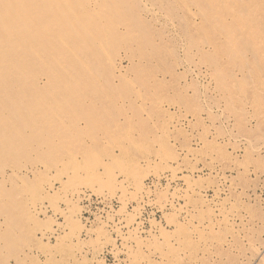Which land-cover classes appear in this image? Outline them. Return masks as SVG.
<instances>
[{"label": "rangeland", "instance_id": "1", "mask_svg": "<svg viewBox=\"0 0 264 264\" xmlns=\"http://www.w3.org/2000/svg\"><path fill=\"white\" fill-rule=\"evenodd\" d=\"M249 236L264 0H0V264H253Z\"/></svg>", "mask_w": 264, "mask_h": 264}, {"label": "bare ground", "instance_id": "2", "mask_svg": "<svg viewBox=\"0 0 264 264\" xmlns=\"http://www.w3.org/2000/svg\"><path fill=\"white\" fill-rule=\"evenodd\" d=\"M179 2H180V0H179ZM185 3H186V1H184ZM186 5H189L188 3L186 4ZM185 5V6H186ZM182 6H183V4H182ZM185 6H183V7H185ZM190 7V6H189ZM189 7H187V10H188V8ZM191 8V7H190ZM193 8V7H192ZM224 8V7H223ZM197 9V8H196ZM194 10V9H193ZM195 11V10H194ZM180 12V11H179ZM185 12H186V10H185ZM189 13H190V10L188 11ZM187 12V13H188ZM192 12V11H191ZM191 14V13H190ZM193 15H194V13H193ZM193 15H192V18L194 19V17H193ZM163 16V15H162ZM186 16H188V15H186ZM191 16V15H190ZM188 18V17H187ZM191 19V18H190ZM190 19H187V21H189ZM195 20V19H194ZM193 20V21H194ZM170 21V20H169ZM191 23H192V19H191V21H190ZM189 22V23H190ZM201 22V21H200ZM203 23V22H202ZM201 23V24H202ZM193 24V23H192ZM192 24H191V26H192ZM202 26V25H201ZM41 30V29H40ZM119 30V29H118ZM203 30H204V28H203ZM205 30H207L206 28H205ZM194 31V30H193ZM199 31V30H198ZM213 31V30H212ZM196 32V31H195ZM209 32V31H208ZM215 33V32H214ZM198 34H199V32H198ZM207 36H208V34H209V36H210V33H208L207 34V32L205 33ZM197 37H198V35H197ZM213 38V37H212ZM199 39V38H198ZM210 39H211V36H210ZM99 42V41H98ZM210 43H211V41H210ZM213 44V43H212ZM214 45V44H213ZM215 49V48H214ZM215 52H216V50H215ZM174 178V177H173ZM173 178H172V180H173ZM236 189V188H235ZM192 191V190H191ZM219 191V190H218ZM191 194V193H190ZM215 195H217V194H215ZM165 204V203H164ZM163 204V205H164ZM216 204V203H215ZM41 205V204H40ZM170 205V204H169ZM172 206V205H171ZM32 207H35V206H32ZM163 207V206H162ZM221 207V206H220ZM38 208V207H37ZM33 209V208H32ZM222 209V208H221ZM34 210V209H33ZM40 211V210H39ZM42 212V211H41ZM218 213V212H217ZM34 214V213H33ZM30 215H31V213H30ZM221 215V214H220ZM227 215V214H226ZM184 217H185V215H184ZM247 217V216H246ZM228 218V217H227ZM261 218V217H260ZM253 219V218H252ZM255 219V218H254ZM257 219H259L258 217H257ZM235 220V219H234ZM250 220V219H249ZM210 221V220H209ZM218 221V220H217ZM220 221V220H219ZM187 222V221H186ZM216 222V221H215ZM250 223H252V222H254L253 220H252V222L251 221H249ZM248 222V223H249ZM205 223V222H204ZM249 223V224H250ZM202 224V223H201ZM206 224H208V223H206ZM253 224H255V223H253ZM214 225V224H213ZM209 226V225H208ZM251 226H252V224H250L249 225V227L251 228ZM254 226V225H253ZM177 227V226H176ZM178 227H179V225H178ZM233 227V226H232ZM207 228V227H206ZM227 228V227H226ZM245 228V227H244ZM250 228H248L247 227V229L249 230ZM253 228V227H252ZM255 228V227H254ZM246 229V231H248ZM134 230H136V229H134ZM234 230V229H233ZM251 230V233H252V229H250ZM249 230V231H250ZM245 231V232H246ZM161 232V231H160ZM196 232V231H195ZM256 232V231H255ZM236 233H238V232H236ZM236 233H234V234H236ZM250 233V232H249ZM136 234V233H135ZM160 234V233H159ZM234 234H233V236H234ZM244 234H247V233H244ZM256 234V233H255ZM194 235V234H193ZM232 235V234H231ZM237 235H239V234H237ZM249 235V234H248ZM254 235V234H253ZM196 236V235H195ZM232 236V237H233ZM255 236V235H254ZM151 237V236H150ZM160 237V236H159ZM163 237H165V236H163ZM170 237V236H169ZM232 237H231V240H232ZM244 237H245V235H244ZM240 238V237H239ZM248 238H250L249 240H250V245H249V243L246 245V247H248L249 248V252H250V254H248L249 256H248V258L250 257V255H251V258H249V259H251V260H254L253 261V264H264V255H262V256H260V255H258L257 257H256V252H255V249L253 248V249H250V247L252 248L253 247V240H251L253 237H251V236H249ZM123 239V238H122ZM127 239V238H126ZM140 239H142V238H140ZM145 239V238H144ZM148 239V238H147ZM146 239V240H147ZM165 239V238H164ZM233 239L235 240V241H237V242H239L238 241V239H236V238H234L233 237ZM245 239V238H244ZM137 240H139V239H137ZM154 240H156L155 238H154ZM230 240V241H231ZM249 240L247 239V241L249 242ZM142 241V240H141ZM149 241V240H148ZM157 241V240H156ZM155 241V242H156ZM182 241V240H181ZM189 241V240H188ZM229 241V240H228ZM235 241H231V242H228L227 243V241H225L227 244L225 245L226 246V250H225V248H221V245H220V247H218V248H221V249H223V250H221L220 251V253L218 254V255H216L217 256V258L215 259V264H237V263H240L241 261H243V259H244V252H246L245 250L246 249H244V247H242V245L240 244H237V243H235ZM135 242V241H134ZM150 242V241H149ZM196 242V241H195ZM241 243H242V241H240ZM140 243H142V242H140ZM137 244V243H136ZM135 244V245H136ZM225 244V243H224ZM145 245H148V244H145ZM127 246V245H126ZM137 246V245H136ZM130 247V246H129ZM146 247V246H145ZM148 247V246H147ZM166 247V246H165ZM210 247V246H209ZM224 247V246H223ZM136 248V247H135ZM169 248V247H168ZM217 248V247H216ZM217 248V249H218ZM125 249V248H124ZM139 249H141V247L139 248ZM136 250V249H135ZM216 250V249H215ZM125 251H126V249H125ZM158 251V250H157ZM136 252V251H135ZM135 252H134V254H135ZM148 252V251H147ZM156 252V251H155ZM255 252V253H254ZM131 253V252H130ZM154 253V252H153ZM187 253V252H186ZM217 253V252H216ZM132 254V253H131ZM152 254V253H151ZM155 254V253H154ZM164 254V253H163ZM183 254V253H182ZM140 255V254H139ZM138 255V256H139ZM145 255H147V254H145ZM153 255V254H152ZM169 256H162V259L161 260H163V262L161 261L160 262V264H185L186 263V260H183L184 259V256H182L183 257V261L181 262L180 261V259H179V257H178V255H177V253H175L174 251L172 252V253H170V254H168ZM183 255H185V254H183ZM198 255V254H197ZM204 255V254H203ZM208 255V254H207ZM207 255H206V257H207ZM212 255V254H211ZM215 255V254H214ZM130 256V255H129ZM132 256V255H131ZM158 256V255H157ZM196 256V255H195ZM227 257L225 260H223L222 259V257ZM159 257L161 258V256H160V253H159ZM202 257V256H201ZM128 258V257H127ZM181 258V257H180ZM186 258V257H185ZM210 257H208V259H209ZM213 258H215V257H213ZM208 259L206 260V263H205V261H204V264H208V263H212L213 261H211V262H207L208 261ZM153 260V259H152ZM160 261V260H159ZM195 261V260H194ZM193 261V262H194ZM151 262H153V261H150L149 260V256L148 257H142L141 258V256L140 257H137V256H132V259H131V264H152ZM192 262V263H193ZM198 261H196V263H197ZM201 262V261H200ZM199 262V263H200ZM130 263V262H129ZM157 263V262H156ZM195 263V264H196ZM203 263V262H202ZM213 264H214V262H213ZM250 264V263H249Z\"/></svg>", "mask_w": 264, "mask_h": 264}]
</instances>
